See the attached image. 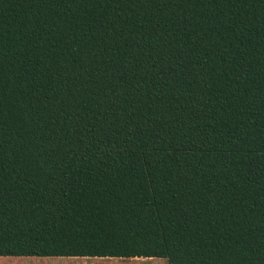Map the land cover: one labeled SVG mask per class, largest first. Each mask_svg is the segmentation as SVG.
<instances>
[{
	"label": "trees",
	"instance_id": "obj_1",
	"mask_svg": "<svg viewBox=\"0 0 264 264\" xmlns=\"http://www.w3.org/2000/svg\"><path fill=\"white\" fill-rule=\"evenodd\" d=\"M0 256L264 264V0H0Z\"/></svg>",
	"mask_w": 264,
	"mask_h": 264
},
{
	"label": "rangeland",
	"instance_id": "obj_2",
	"mask_svg": "<svg viewBox=\"0 0 264 264\" xmlns=\"http://www.w3.org/2000/svg\"><path fill=\"white\" fill-rule=\"evenodd\" d=\"M104 262H94L96 259ZM94 262V263H93ZM167 264L165 258H114L111 257H80V256H7L0 258V264Z\"/></svg>",
	"mask_w": 264,
	"mask_h": 264
},
{
	"label": "crops",
	"instance_id": "obj_3",
	"mask_svg": "<svg viewBox=\"0 0 264 264\" xmlns=\"http://www.w3.org/2000/svg\"><path fill=\"white\" fill-rule=\"evenodd\" d=\"M4 257H7V256H0V258H4ZM12 257H14V256H12ZM66 257H68V256H66ZM80 257H87V256H80ZM90 257H97V256H90ZM109 258L111 259V257H109ZM114 258H120V257H114ZM96 260L97 261H94V262H100V261H103L104 262L105 261L104 258L103 259L102 258L101 259H96Z\"/></svg>",
	"mask_w": 264,
	"mask_h": 264
}]
</instances>
